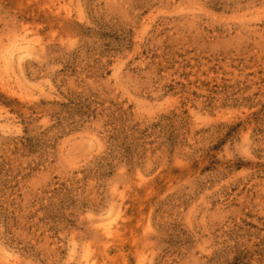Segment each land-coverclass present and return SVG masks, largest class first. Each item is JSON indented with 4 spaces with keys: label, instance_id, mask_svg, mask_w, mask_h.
<instances>
[{
    "label": "rangeland",
    "instance_id": "374dc122",
    "mask_svg": "<svg viewBox=\"0 0 264 264\" xmlns=\"http://www.w3.org/2000/svg\"><path fill=\"white\" fill-rule=\"evenodd\" d=\"M0 264H264V0H0Z\"/></svg>",
    "mask_w": 264,
    "mask_h": 264
},
{
    "label": "bare ground",
    "instance_id": "6f19581e",
    "mask_svg": "<svg viewBox=\"0 0 264 264\" xmlns=\"http://www.w3.org/2000/svg\"><path fill=\"white\" fill-rule=\"evenodd\" d=\"M104 232L108 234L109 233V228L108 227L104 228Z\"/></svg>",
    "mask_w": 264,
    "mask_h": 264
}]
</instances>
